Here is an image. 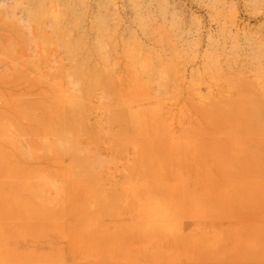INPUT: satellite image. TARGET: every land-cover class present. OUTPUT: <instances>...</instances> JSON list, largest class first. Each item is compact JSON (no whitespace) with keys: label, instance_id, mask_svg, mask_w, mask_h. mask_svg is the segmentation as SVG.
Listing matches in <instances>:
<instances>
[{"label":"rangeland","instance_id":"rangeland-1","mask_svg":"<svg viewBox=\"0 0 264 264\" xmlns=\"http://www.w3.org/2000/svg\"><path fill=\"white\" fill-rule=\"evenodd\" d=\"M0 264H264V0H0Z\"/></svg>","mask_w":264,"mask_h":264}]
</instances>
